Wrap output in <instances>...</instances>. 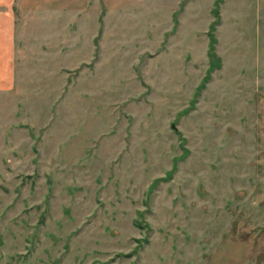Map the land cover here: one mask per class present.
I'll use <instances>...</instances> for the list:
<instances>
[{
	"label": "rangeland",
	"instance_id": "374dc122",
	"mask_svg": "<svg viewBox=\"0 0 264 264\" xmlns=\"http://www.w3.org/2000/svg\"><path fill=\"white\" fill-rule=\"evenodd\" d=\"M18 10L0 264H264V0Z\"/></svg>",
	"mask_w": 264,
	"mask_h": 264
},
{
	"label": "crops",
	"instance_id": "0c3cea01",
	"mask_svg": "<svg viewBox=\"0 0 264 264\" xmlns=\"http://www.w3.org/2000/svg\"><path fill=\"white\" fill-rule=\"evenodd\" d=\"M18 2L0 0V92L10 91L15 86L18 52L22 45L17 29Z\"/></svg>",
	"mask_w": 264,
	"mask_h": 264
},
{
	"label": "trees",
	"instance_id": "16d2710c",
	"mask_svg": "<svg viewBox=\"0 0 264 264\" xmlns=\"http://www.w3.org/2000/svg\"><path fill=\"white\" fill-rule=\"evenodd\" d=\"M209 38V44H208V58L211 59L212 61L214 60V39L212 34H208ZM213 66V65H211Z\"/></svg>",
	"mask_w": 264,
	"mask_h": 264
}]
</instances>
